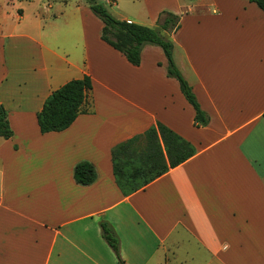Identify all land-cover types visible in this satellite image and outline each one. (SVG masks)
Instances as JSON below:
<instances>
[{
  "label": "crops",
  "instance_id": "obj_1",
  "mask_svg": "<svg viewBox=\"0 0 264 264\" xmlns=\"http://www.w3.org/2000/svg\"><path fill=\"white\" fill-rule=\"evenodd\" d=\"M159 3L181 17L174 60L207 125H194L162 47L146 45L133 65L80 6L73 23L0 21V105L14 132L0 137V264H120L103 221L126 264H264V11L250 0ZM85 75L83 112L42 133L48 96ZM157 122L197 152L126 196L112 149ZM80 161L96 167L90 185L75 180Z\"/></svg>",
  "mask_w": 264,
  "mask_h": 264
},
{
  "label": "trees",
  "instance_id": "obj_2",
  "mask_svg": "<svg viewBox=\"0 0 264 264\" xmlns=\"http://www.w3.org/2000/svg\"><path fill=\"white\" fill-rule=\"evenodd\" d=\"M90 8L103 21L101 38L123 53L133 65H140L142 51L146 45L162 47L167 58L168 76L176 78L186 99L195 108L194 125L201 127L209 123L210 117L202 109L193 91L192 85L184 77L175 63L174 43L171 34L181 26V17L169 11H163L157 27L116 18L108 8L98 0H87ZM264 11V0H250ZM93 89L89 75L72 79L54 90L46 99L38 113V123L42 133L62 131L68 128L83 112V105ZM13 129L8 119V111L0 105V137L9 139ZM197 152L196 146L182 137L169 126L157 122L142 134L117 144L112 149L113 171L117 185L128 196L176 167ZM97 170L89 161H80L75 165L74 177L81 185H90L97 179ZM102 235L116 253L120 264H126L121 256L120 238L113 226L101 222Z\"/></svg>",
  "mask_w": 264,
  "mask_h": 264
},
{
  "label": "rangeland",
  "instance_id": "obj_3",
  "mask_svg": "<svg viewBox=\"0 0 264 264\" xmlns=\"http://www.w3.org/2000/svg\"><path fill=\"white\" fill-rule=\"evenodd\" d=\"M102 2L108 10L118 19H126L129 17L138 18L141 24L147 25L154 23L157 27L160 16L163 11L158 10L167 2L171 4L172 0H98ZM52 7H49V4ZM80 6V10L86 9L95 18L92 23H102V19L93 12L87 0H7V3H0V21L4 20L6 15L9 23H32L38 14H44L46 21L43 23H73L72 13L76 12ZM166 11V10H164ZM170 12V11H169ZM23 14L26 20H17L16 14ZM102 21V22H101ZM3 23V22H2ZM150 26V25H148Z\"/></svg>",
  "mask_w": 264,
  "mask_h": 264
}]
</instances>
